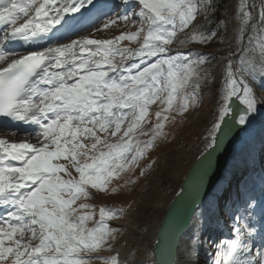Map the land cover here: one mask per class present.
Masks as SVG:
<instances>
[{"label":"snow or ice","instance_id":"obj_1","mask_svg":"<svg viewBox=\"0 0 264 264\" xmlns=\"http://www.w3.org/2000/svg\"><path fill=\"white\" fill-rule=\"evenodd\" d=\"M122 4L126 8L138 4L139 10L101 11L82 25L94 27L103 20L102 29L117 21L135 26V31L114 39L81 37L11 60L18 54L0 46V63L7 61L0 68L2 126L12 137H28L19 142L0 138V208L4 209L0 264H91L92 260L126 264L113 248L121 229L109 224L124 209L102 206L95 219L93 212L80 214L91 205H73L90 197L88 187L104 192L113 177L137 164L154 141L165 135L167 113L174 110L183 115L198 106L201 85L214 79L213 56L169 47L190 42L207 45L217 37L225 22L212 27L208 20V14L215 12L213 0H122ZM90 6L95 7L94 0H0V25L4 26L0 45L39 42L71 26L73 14ZM202 14L205 21L195 23ZM236 19V51L222 58L221 85L206 137L208 149L214 148L217 133L229 119L245 126L258 105L264 104L253 87L264 80V0H238ZM180 33L185 38L177 40ZM125 40L138 47H118ZM157 102L163 105L155 113L159 122L153 125L150 138L141 141L138 137L148 133L138 130L150 105ZM234 102L241 110L233 108ZM21 123L30 131L21 133L15 126ZM117 134L119 139L109 142L107 137ZM32 138L37 143L30 142ZM84 139L93 142L85 144ZM98 145L103 150L98 151ZM79 157H84L83 163ZM60 160L68 161L79 178L63 179L61 173H70ZM252 207L249 203L247 215L234 219L232 238L215 243L209 264H264V245L253 243ZM89 222L92 227L87 226ZM6 240L10 246H5ZM100 251L112 254L91 255ZM157 256L148 264H174L167 235Z\"/></svg>","mask_w":264,"mask_h":264},{"label":"rangeland","instance_id":"obj_2","mask_svg":"<svg viewBox=\"0 0 264 264\" xmlns=\"http://www.w3.org/2000/svg\"><path fill=\"white\" fill-rule=\"evenodd\" d=\"M94 1L96 2V9L102 10L108 7V11L105 12L113 14H119L125 10H139L138 4L134 7L132 4H129L126 8L122 4V0ZM237 2L238 0L227 1L224 5L225 10L223 11L222 19H211L208 16V20L212 21V27H215L220 20L225 22L224 27L218 33V36L222 35L224 40L221 42L220 39L218 45H213L209 49L210 51L220 53L218 59L211 63L214 64L216 75L213 80L210 82L206 81L201 85V100L198 106L190 108L183 115H177L174 110L169 112V119L164 122L165 127L163 128V132L166 129L165 135L154 141V147L148 149L146 155L137 164L129 166L119 176L113 177L108 182L107 189L104 192L88 187L87 191L90 197L77 200L75 202L76 206H73L77 207L82 203L91 205L92 208L90 209H81L80 214L91 211L94 212L95 219H99V210L102 206L113 204L112 209H124V214L118 219L109 221V224L112 227L121 229L116 242L113 243V248L119 250L120 259L126 261V264L127 262H135L137 260L141 262L152 261L151 250L155 228L159 224L166 207L177 192L185 172L206 145V137H208L214 119V110L218 98L217 92L222 80V58L228 52L236 51L234 32L237 29ZM255 2L260 3L261 0H255ZM204 21L205 17L202 14L197 17L195 23L199 24ZM102 24L103 20L96 23L94 27H83L61 44H67L72 40H79L81 37L98 40L114 39L121 33L136 30L135 26L131 25L130 22L125 24L124 22L117 21L115 25H110L108 28L103 29ZM184 38V33H180L177 36V40ZM198 44L190 42L181 46L178 43H173L169 47L173 51L199 52L200 47ZM118 47L136 48L138 45L125 40L121 41ZM118 59L119 57H117ZM253 87L257 98L264 99V80H259L258 83L253 84ZM162 108L163 105L159 104V102L150 105L148 116L142 124L141 129L138 130L148 133V135L138 137L141 141H146L150 138L153 125L159 122L155 113ZM172 116H175L174 120L171 119ZM160 119L163 120V116ZM121 134H117L116 137L109 135L107 139L109 142H116ZM97 135L105 136L101 132H97ZM0 138H6L10 141L15 140L16 142L28 139L25 135H18L13 138L10 132L1 130ZM30 142L37 143L35 138H32ZM82 142L91 144L93 141L91 139H84ZM97 150H103V146L98 145ZM235 150L240 152L238 154L239 164L247 167L248 175H250L248 185L252 186V194L248 195L242 204H236L241 202L239 199L236 201L234 207L231 209L230 207L227 208V206L223 205L224 199L228 197V203L233 205L236 196L240 194H236L233 188H229L227 184L228 178L223 176L216 184L212 193L205 199L206 203L204 206L197 209L192 217L189 226L190 231L187 236L188 243L186 245L196 250L186 249L182 254L184 260L182 264H198L200 262L202 264H209V254L214 256L216 252L215 243L221 239L227 240L232 238L234 219L237 216L244 217L247 215L246 210L249 203L253 205L251 209L253 213L251 223L256 229L253 243L256 246L264 245V189L258 190L257 188V183H264V104L258 105L257 113L247 123L246 130L242 133V141L235 145ZM89 154L95 155L96 153ZM241 156L243 160H241ZM79 159L81 163L84 162V157H79ZM57 162L64 164L70 173V176L61 173L63 179L79 178V174L71 167L68 161L60 160ZM136 168L138 170H135ZM255 170L257 173L254 172ZM113 189H116V191L113 192ZM215 200H217V205L214 202ZM235 207H238L237 212H235ZM212 210L215 211V215L211 214ZM224 220L227 223H225L223 228L222 222ZM87 226L92 227L93 225L89 222ZM16 238L20 239L19 236ZM5 246H10V242L6 240ZM206 250H208L209 258L207 262L204 261L207 259ZM111 254L104 251V254L92 253L91 255L106 257ZM91 262L97 263V260H92Z\"/></svg>","mask_w":264,"mask_h":264},{"label":"water","instance_id":"obj_3","mask_svg":"<svg viewBox=\"0 0 264 264\" xmlns=\"http://www.w3.org/2000/svg\"><path fill=\"white\" fill-rule=\"evenodd\" d=\"M232 106L237 111L241 110L238 102H234ZM245 128V126L236 125L229 119L217 133V142L214 148H207L203 152L204 155L200 154L190 164L181 181L179 191L166 207L155 230L152 261L158 258L157 254L167 235L175 264L182 234L187 229L195 209L220 180L222 171L231 156L232 147L241 140L240 131H245Z\"/></svg>","mask_w":264,"mask_h":264},{"label":"trees","instance_id":"obj_4","mask_svg":"<svg viewBox=\"0 0 264 264\" xmlns=\"http://www.w3.org/2000/svg\"><path fill=\"white\" fill-rule=\"evenodd\" d=\"M228 0H213V6L215 8V12L214 13H211V14H208V16L211 18V19H222L223 18V11L225 10L224 8V5L227 3ZM220 39H221V36H218L216 38H214L213 41L209 42L207 45H199L198 43V46L200 47V51L199 53H203V54H210L211 56L214 57V59H211L210 60V65L212 66V71H211V76L212 77H215V71H214V64H211L212 62H215L217 59H218V56H219V52H215V51H210V47L213 46V45H218V43H220ZM209 65H205V67H208ZM221 72V71H220ZM168 115V113H167ZM173 117V116H172ZM171 117V119H172ZM177 118V117H176ZM177 120V119H176ZM166 131V129H164V132ZM207 147L205 145V147L203 148V150H205ZM202 150V151H203ZM201 151V152H202ZM200 152V153H201ZM199 153V154H200ZM135 170H138L137 168ZM106 207L108 208H111L112 209V206L113 204L111 205H105ZM91 212V211H90ZM94 213V212H93ZM98 253H102L104 254V251H100ZM91 264H101V262L99 260H97V263L95 262H91Z\"/></svg>","mask_w":264,"mask_h":264},{"label":"bare ground","instance_id":"obj_5","mask_svg":"<svg viewBox=\"0 0 264 264\" xmlns=\"http://www.w3.org/2000/svg\"><path fill=\"white\" fill-rule=\"evenodd\" d=\"M95 14V13H94ZM28 129L30 130V126H28ZM14 138V137H13ZM12 139V138H11ZM233 150V149H232ZM233 152V151H232ZM235 162V163H234ZM234 166V167H233ZM239 167H245L244 165L242 164H239L238 162V152H234L233 155L230 156L229 160H228V164L227 166L224 168L223 170V174L222 176H224V173L230 169H233V170H237V168ZM186 174V172H185ZM184 174V176H185ZM183 176V177H184ZM183 179V178H182ZM182 181V180H181ZM206 203V201L202 202L197 209H200L204 206V204ZM160 223V222H159ZM159 225V224H158ZM157 225V227H158ZM156 227V228H157ZM155 228V230H156ZM190 231V228L187 227V229L185 230V232L182 234L181 238H180V242H179V245H178V249H177V254H176V261H175V264H182V254L185 252L184 251V248L186 247L185 245L188 243L187 241V236H188V233ZM191 234V233H190ZM154 235V234H153ZM190 242V241H189ZM183 249V250H182ZM190 250H196L194 248H190ZM201 256V255H200ZM182 261V262H181ZM196 263V262H195ZM127 264H148V262H141L139 260L135 261V262H127ZM198 264H202L201 262L198 263Z\"/></svg>","mask_w":264,"mask_h":264}]
</instances>
